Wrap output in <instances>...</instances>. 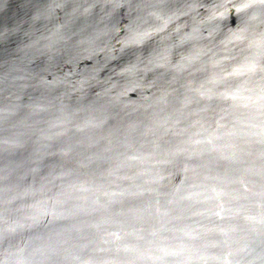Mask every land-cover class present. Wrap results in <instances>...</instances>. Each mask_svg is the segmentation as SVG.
<instances>
[{
  "label": "clouds",
  "instance_id": "9594fccd",
  "mask_svg": "<svg viewBox=\"0 0 264 264\" xmlns=\"http://www.w3.org/2000/svg\"><path fill=\"white\" fill-rule=\"evenodd\" d=\"M0 264H264V0H0Z\"/></svg>",
  "mask_w": 264,
  "mask_h": 264
}]
</instances>
